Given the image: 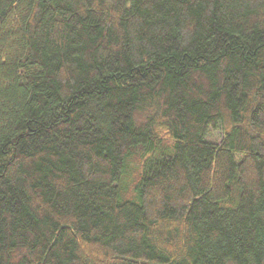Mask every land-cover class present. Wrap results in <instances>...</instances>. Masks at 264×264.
<instances>
[{
    "label": "trees",
    "instance_id": "obj_1",
    "mask_svg": "<svg viewBox=\"0 0 264 264\" xmlns=\"http://www.w3.org/2000/svg\"><path fill=\"white\" fill-rule=\"evenodd\" d=\"M0 264H264V0H0Z\"/></svg>",
    "mask_w": 264,
    "mask_h": 264
},
{
    "label": "rangeland",
    "instance_id": "obj_2",
    "mask_svg": "<svg viewBox=\"0 0 264 264\" xmlns=\"http://www.w3.org/2000/svg\"><path fill=\"white\" fill-rule=\"evenodd\" d=\"M219 138H220V135H219L218 132H214V133H212V135H211V139H212V140L218 142V141H219ZM130 182H131V175H127V176L125 177V179H124V184H123V186H125V185H129ZM131 185H132V184H131ZM123 186H122V188H123ZM123 189L127 192V197H128V198H131V197L128 196V193L132 194V196L134 195V192H133V190H132L131 188H126V189L123 188Z\"/></svg>",
    "mask_w": 264,
    "mask_h": 264
}]
</instances>
